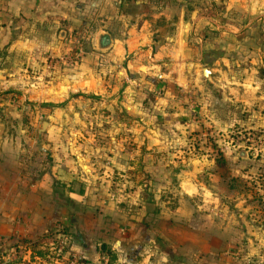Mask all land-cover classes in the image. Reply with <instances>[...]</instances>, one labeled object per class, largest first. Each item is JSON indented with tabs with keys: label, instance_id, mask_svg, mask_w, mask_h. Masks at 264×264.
<instances>
[{
	"label": "crops",
	"instance_id": "obj_1",
	"mask_svg": "<svg viewBox=\"0 0 264 264\" xmlns=\"http://www.w3.org/2000/svg\"><path fill=\"white\" fill-rule=\"evenodd\" d=\"M98 50L115 77L91 74ZM99 111L118 139L76 128ZM56 224L103 243L91 229L113 226L118 249L264 251V0H0V239Z\"/></svg>",
	"mask_w": 264,
	"mask_h": 264
},
{
	"label": "rangeland",
	"instance_id": "obj_2",
	"mask_svg": "<svg viewBox=\"0 0 264 264\" xmlns=\"http://www.w3.org/2000/svg\"><path fill=\"white\" fill-rule=\"evenodd\" d=\"M106 45L98 47L106 48ZM101 54H103L102 50L90 52L92 63L87 66L91 74L115 77L116 73L112 68H109L110 63L106 61V58L101 57ZM81 57V51H73L67 58L68 60H63L65 64H61L62 62L60 61L59 66H56V70L64 72L67 69L74 73L78 69L76 65L78 66L82 60ZM50 69L52 68H48L47 71L49 72ZM82 80L83 78H80L79 81ZM109 85L114 86L115 84L109 83ZM5 95H7V92L3 91L1 96L6 97ZM7 101L9 100L3 99V103ZM11 102H16V106L37 108V104H34L35 102L31 103L18 99H14V101L12 99ZM62 104L64 103H59L56 106L60 108ZM43 107L45 109L50 108V106ZM99 112L96 113V119L94 117L89 119L88 126L76 123V128L84 129L83 133L88 135L96 134V137H101L102 139L105 137L106 139H118V113L108 116L109 113L103 115ZM27 117L37 119L36 127L32 128L34 131H31V133L38 134L40 137L43 136L49 128L50 122L45 118L40 119V115L36 114L35 110L29 113ZM99 122L101 126L97 125ZM86 233L88 234L89 232ZM116 233L117 228L113 226L109 229L107 236L100 235L96 230L91 229L90 237L92 239L113 240L108 243L86 242L82 240L81 235L74 233L72 228L63 224H56L52 230H48L46 234L39 238L16 235L11 239H0V264H264V251L261 250L232 251L230 253L234 256L230 254L229 256H232L230 260L224 254L226 251L219 252L221 259L218 260L214 258H199V251L190 245V243L192 246L194 244L195 238L193 236H187L186 243L188 246L181 251L176 249V252L165 245L150 244L146 241L135 248L130 244H126L123 249H118V242L114 241ZM116 239L118 240V236ZM102 246H105L109 251L102 249Z\"/></svg>",
	"mask_w": 264,
	"mask_h": 264
},
{
	"label": "trees",
	"instance_id": "obj_3",
	"mask_svg": "<svg viewBox=\"0 0 264 264\" xmlns=\"http://www.w3.org/2000/svg\"><path fill=\"white\" fill-rule=\"evenodd\" d=\"M221 167H224L225 166V163H224V161H223V159L222 158H220L219 160H218V162H217ZM102 249H105L106 251H109V250H107L106 248H105V246H102ZM109 249V248H108Z\"/></svg>",
	"mask_w": 264,
	"mask_h": 264
}]
</instances>
